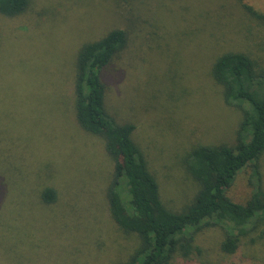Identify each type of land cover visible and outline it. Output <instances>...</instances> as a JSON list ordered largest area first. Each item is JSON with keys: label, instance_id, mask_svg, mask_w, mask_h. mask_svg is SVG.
I'll return each instance as SVG.
<instances>
[{"label": "rangeland", "instance_id": "rangeland-1", "mask_svg": "<svg viewBox=\"0 0 264 264\" xmlns=\"http://www.w3.org/2000/svg\"><path fill=\"white\" fill-rule=\"evenodd\" d=\"M264 0H30L16 17L0 14V264H118L139 246L110 216L113 161L105 142L76 119L74 78L80 48L112 29L129 44L102 74L106 108L136 126L135 142L175 212L199 184L185 156L199 144H234L241 113L228 107L211 75L220 54L249 56L264 68ZM264 192L244 168L227 190L246 204ZM53 188L54 203L42 192ZM234 254L221 244L231 226L194 233L188 257L169 264H264V220Z\"/></svg>", "mask_w": 264, "mask_h": 264}, {"label": "trees", "instance_id": "trees-1", "mask_svg": "<svg viewBox=\"0 0 264 264\" xmlns=\"http://www.w3.org/2000/svg\"><path fill=\"white\" fill-rule=\"evenodd\" d=\"M29 4L30 0H0V14L19 16ZM243 6L264 19L253 6L245 2ZM128 44V33L122 28L85 43L78 52L74 75L77 122L86 133L104 140L113 161L106 189L110 216L123 232L136 234L140 241L129 259L118 264H169L178 254L188 257L195 248L194 233L210 223L231 226L221 250L236 253L257 221L264 220V192L259 187L246 204L227 196L244 168L252 166L259 177L264 154V68L240 52L227 51L216 57L211 75L222 87L225 104L241 113L236 140L234 144H199L187 152L184 162L199 190L192 203L175 212L162 201L158 181L134 140L136 126L118 122L106 108L103 71ZM41 196L45 203H54L57 192L46 188Z\"/></svg>", "mask_w": 264, "mask_h": 264}]
</instances>
